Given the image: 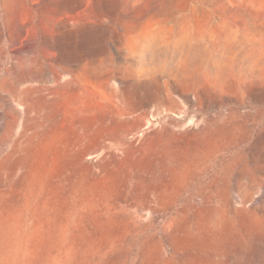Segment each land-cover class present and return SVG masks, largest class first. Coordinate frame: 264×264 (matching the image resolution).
Returning a JSON list of instances; mask_svg holds the SVG:
<instances>
[{"label":"rangeland","instance_id":"374dc122","mask_svg":"<svg viewBox=\"0 0 264 264\" xmlns=\"http://www.w3.org/2000/svg\"><path fill=\"white\" fill-rule=\"evenodd\" d=\"M28 2L0 0V264H264V0Z\"/></svg>","mask_w":264,"mask_h":264},{"label":"crops","instance_id":"0c3cea01","mask_svg":"<svg viewBox=\"0 0 264 264\" xmlns=\"http://www.w3.org/2000/svg\"><path fill=\"white\" fill-rule=\"evenodd\" d=\"M29 1L28 3H23V5H28V6H35L36 5V1H41V0H26Z\"/></svg>","mask_w":264,"mask_h":264},{"label":"bare ground","instance_id":"6f19581e","mask_svg":"<svg viewBox=\"0 0 264 264\" xmlns=\"http://www.w3.org/2000/svg\"><path fill=\"white\" fill-rule=\"evenodd\" d=\"M193 55H194V54H193ZM192 59L194 60V61L192 60V62H194V63H195V62H196V60H195V58H194L193 56H192Z\"/></svg>","mask_w":264,"mask_h":264}]
</instances>
